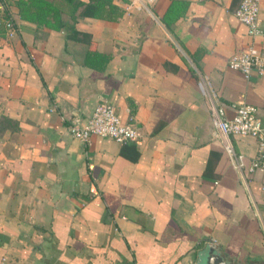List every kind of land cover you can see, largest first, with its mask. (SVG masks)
<instances>
[{
	"label": "crops",
	"instance_id": "crops-1",
	"mask_svg": "<svg viewBox=\"0 0 264 264\" xmlns=\"http://www.w3.org/2000/svg\"><path fill=\"white\" fill-rule=\"evenodd\" d=\"M49 1L58 29L0 0V257L195 264L212 244L234 264H264V171L232 166L211 109L213 98L229 117L247 103L264 121V64L247 78L227 66L249 40L240 0H112L114 19L82 15L88 0ZM258 24L264 52V0ZM103 100L136 140L69 133L70 117L84 122ZM231 142L254 155L253 137Z\"/></svg>",
	"mask_w": 264,
	"mask_h": 264
},
{
	"label": "built area",
	"instance_id": "built-area-1",
	"mask_svg": "<svg viewBox=\"0 0 264 264\" xmlns=\"http://www.w3.org/2000/svg\"><path fill=\"white\" fill-rule=\"evenodd\" d=\"M143 7V0H131L130 4ZM259 0H240L233 10L236 19L245 25L248 42L243 49L235 51L227 60V66L237 69L247 78L252 69L261 72L264 64V52L255 43V37L261 33L258 24ZM5 21H9L5 19ZM8 22H6V25ZM213 99V98H212ZM211 99L216 133L227 153L230 163L239 172L245 166L247 171L261 169L264 171V121L258 116L256 108L247 103L235 106L234 113L227 117L221 103ZM69 133L80 141H88L91 134L109 137L117 142L136 140L137 127L132 121L121 122L108 101L98 102L84 122L75 114L70 117L67 125ZM249 135L255 139V153L247 161L244 155L233 149L231 138L233 135ZM264 190V181L262 182ZM0 264H7L4 257H0Z\"/></svg>",
	"mask_w": 264,
	"mask_h": 264
},
{
	"label": "trees",
	"instance_id": "trees-1",
	"mask_svg": "<svg viewBox=\"0 0 264 264\" xmlns=\"http://www.w3.org/2000/svg\"><path fill=\"white\" fill-rule=\"evenodd\" d=\"M17 13L21 19L44 24L47 27L58 29L61 19L58 7L49 0H14ZM83 3V2H80ZM82 15L98 18L114 19L119 15L116 4L112 0H88L83 3ZM2 18V19H1ZM8 19L4 9L0 14V21ZM4 29L0 26V34Z\"/></svg>",
	"mask_w": 264,
	"mask_h": 264
},
{
	"label": "water",
	"instance_id": "water-1",
	"mask_svg": "<svg viewBox=\"0 0 264 264\" xmlns=\"http://www.w3.org/2000/svg\"><path fill=\"white\" fill-rule=\"evenodd\" d=\"M195 264H234L224 258L212 244L200 247L195 254Z\"/></svg>",
	"mask_w": 264,
	"mask_h": 264
}]
</instances>
